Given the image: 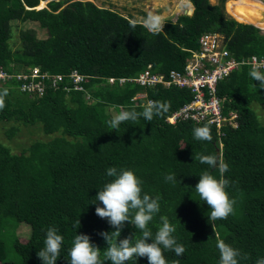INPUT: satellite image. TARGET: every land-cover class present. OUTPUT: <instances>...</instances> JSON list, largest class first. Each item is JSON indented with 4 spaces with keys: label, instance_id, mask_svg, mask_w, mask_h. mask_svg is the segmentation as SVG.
<instances>
[{
    "label": "trees",
    "instance_id": "16d2710c",
    "mask_svg": "<svg viewBox=\"0 0 264 264\" xmlns=\"http://www.w3.org/2000/svg\"><path fill=\"white\" fill-rule=\"evenodd\" d=\"M189 2L194 7L191 16L168 20L160 33L152 34L142 21L89 0H0V68L9 74L28 68L65 76L77 71L87 78L82 91L64 78L57 90L47 84L41 97L21 92L19 83L0 86V93L8 92L0 110V126L7 128L8 140L21 132L20 126H40L49 137L18 153L0 142V227L10 219L31 229L26 242L14 240L12 251L0 236L1 264H42L37 252L44 247L49 227L64 238L57 264H70L69 250L77 234L89 235L104 260L108 245L100 233L114 229L96 215L93 203L113 179L107 175L109 167L131 169L143 182L142 193L160 198V212L149 228L155 234L160 217L167 216L176 227L174 237L186 248L182 256L165 250L168 264H219L215 233L247 255L240 264H255L264 257V123L253 110L254 104L264 106V89L250 77L251 67L244 65L218 84L223 112L238 114V128L225 127L221 140L214 126L166 121L192 100L188 90L162 86L146 90L118 82L136 78L148 66L164 76L183 70L205 33L223 35L237 60L264 58V35L254 25L228 17L226 0L219 5L209 0ZM25 23H36L47 38L19 26ZM111 78L116 80L113 84ZM141 93L147 98L135 99ZM147 100L166 103L168 110L151 122L141 118L122 123L119 131L108 126L107 121L122 110L142 111ZM204 126L212 140H195L193 129ZM220 144L228 165L226 190L236 204L232 215L214 222L213 230L207 217L210 209L195 186L204 171L217 179L220 173L218 167L194 160V153L216 157ZM168 174H174V182L165 179ZM130 234L134 239L138 230L127 222L120 239ZM128 264L148 260L134 258Z\"/></svg>",
    "mask_w": 264,
    "mask_h": 264
},
{
    "label": "clouds",
    "instance_id": "9594fccd",
    "mask_svg": "<svg viewBox=\"0 0 264 264\" xmlns=\"http://www.w3.org/2000/svg\"><path fill=\"white\" fill-rule=\"evenodd\" d=\"M133 27L135 23L133 22ZM143 27L152 34L160 33L164 28V18L161 15L149 12L143 20ZM264 64L253 63L249 75L259 82V87L264 89V72L260 69ZM8 94L7 89L0 93V110L5 107L4 97ZM168 110V106L163 102L149 101L142 111L135 109L122 110L114 115L107 124L113 130L119 131L122 123L139 119L151 122L155 116L161 115ZM193 138L198 141H211L212 136L207 126L195 127ZM194 160L201 164H207L212 168H217L220 178L204 171L199 176V182L195 186L199 199L206 203L210 209L207 214L209 222L227 219L235 211L236 201L230 198L226 190L229 181L224 178L228 171V165L217 160L214 155H197L194 153ZM107 175L113 179L100 189L95 197L97 207L96 215L102 219H107L109 225L114 229L111 232H102L100 235L107 243L103 250L104 260H101V249L95 246L91 237L87 234H77L69 250L70 264H128L134 258L146 257L148 264H168L164 255L165 250L172 251L176 256H182L186 248L178 243L174 237L176 227L169 222L167 216H161V225L155 234L149 228L154 216L160 212L159 197L153 198L147 193H142V180L131 169H118L109 167ZM165 179L174 182V174H168ZM102 204L103 206H99ZM130 222L138 230V234L133 239L130 234L124 239H120L121 232L125 224ZM80 223V221H79ZM219 250V264H240V260L248 259L246 254L233 246L227 244L220 238L219 233H215ZM63 236L58 234V229L49 227L46 231L44 247L37 252V257L42 264H57L60 257ZM173 264H179L174 261ZM255 264H264V257L258 258Z\"/></svg>",
    "mask_w": 264,
    "mask_h": 264
},
{
    "label": "built area",
    "instance_id": "2783aa9c",
    "mask_svg": "<svg viewBox=\"0 0 264 264\" xmlns=\"http://www.w3.org/2000/svg\"><path fill=\"white\" fill-rule=\"evenodd\" d=\"M253 63L264 64V58L252 56L247 59L237 60L227 49L225 37L219 33H205L199 38L198 50L191 51V56L186 61L183 70L170 71L168 76L160 75L151 70L140 73L136 78L119 79L120 85L135 83L147 89L157 87H176L188 90L192 100L167 117L169 124L178 121H191L194 123H205L216 128L219 140L223 129L227 126L238 128V114L229 112L225 114L222 107V99L218 96V84L228 78L234 71H239L244 65L252 67ZM262 67L260 70H263ZM64 78L72 81L73 89L82 91L81 85L87 78L77 71L70 75L41 73L37 68H31L27 72L7 73L0 68V86L5 82L19 83V90L33 97L43 96L47 84L57 90ZM116 80L111 78L109 83ZM68 91V88H65ZM147 98L146 93L137 95L135 99ZM151 100H147V103ZM145 104V106L147 105ZM223 144H220L222 150Z\"/></svg>",
    "mask_w": 264,
    "mask_h": 264
},
{
    "label": "rangeland",
    "instance_id": "374dc122",
    "mask_svg": "<svg viewBox=\"0 0 264 264\" xmlns=\"http://www.w3.org/2000/svg\"><path fill=\"white\" fill-rule=\"evenodd\" d=\"M92 1L100 8L112 9L116 12H119L125 17H128L135 21H142L146 18L143 16H147L149 12L154 14L161 15L164 18V25L168 20L175 22L177 17L185 14L189 8L193 7V5L189 2V0H89ZM185 1V2H184ZM212 5H219L221 0H209ZM264 3V0H260ZM235 0H226L224 4L225 13L230 18H238L242 19L241 13L238 9H242L238 7L239 5H235ZM42 7H46V2H42L40 4ZM228 5V7H227ZM228 8V10H227ZM39 9V7H38ZM264 17V13H262ZM24 29H30L35 36L41 39H46L48 34L37 27L36 23H25L19 24ZM264 30V28H263ZM264 35V34H262ZM17 37V35H16ZM2 68V67H1ZM31 68H28V70ZM87 98H89L87 96ZM253 110L255 111L258 119L262 123H264V106L254 104ZM110 112H114L112 109ZM7 128L3 125L0 126V142L9 145L13 152H20L24 148H28L33 143L42 141L45 142L49 140L40 126L34 127H24L20 126L21 132L14 138V140H8L5 130ZM220 160L225 163V157L223 150H220ZM17 222L13 220H6L4 224L0 227V236L4 238L7 243V249L12 251L13 242L16 238H20V240L25 241L30 237L31 229L29 225L26 223H21L18 225ZM26 242V241H25ZM1 264V263H0Z\"/></svg>",
    "mask_w": 264,
    "mask_h": 264
},
{
    "label": "bare ground",
    "instance_id": "6f19581e",
    "mask_svg": "<svg viewBox=\"0 0 264 264\" xmlns=\"http://www.w3.org/2000/svg\"><path fill=\"white\" fill-rule=\"evenodd\" d=\"M235 5L242 9H238L242 16V21L256 26L261 34H264V3L260 0H235ZM185 2V1H184Z\"/></svg>",
    "mask_w": 264,
    "mask_h": 264
},
{
    "label": "water",
    "instance_id": "95a60500",
    "mask_svg": "<svg viewBox=\"0 0 264 264\" xmlns=\"http://www.w3.org/2000/svg\"><path fill=\"white\" fill-rule=\"evenodd\" d=\"M46 4H47V2H46ZM193 12H194V7H191V8H189L188 11H186L185 14L191 16V15L193 14ZM255 27H256V26H255ZM220 155H221V153H220V151H218V152H217V156H216L218 162H219V160H220Z\"/></svg>",
    "mask_w": 264,
    "mask_h": 264
}]
</instances>
